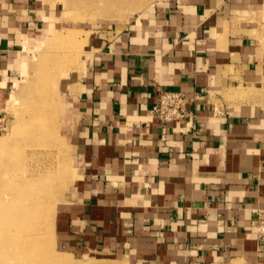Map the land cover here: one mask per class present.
<instances>
[{
	"label": "crops",
	"instance_id": "1",
	"mask_svg": "<svg viewBox=\"0 0 264 264\" xmlns=\"http://www.w3.org/2000/svg\"><path fill=\"white\" fill-rule=\"evenodd\" d=\"M125 1L84 29L57 251L74 264H264V0ZM64 6L0 0V120L25 37ZM162 91L187 94L190 115L161 122Z\"/></svg>",
	"mask_w": 264,
	"mask_h": 264
},
{
	"label": "rangeland",
	"instance_id": "2",
	"mask_svg": "<svg viewBox=\"0 0 264 264\" xmlns=\"http://www.w3.org/2000/svg\"><path fill=\"white\" fill-rule=\"evenodd\" d=\"M127 5L129 2L125 0H65L66 20H50L43 29L25 37L27 44L25 50L21 51V62L24 63H21L22 68L17 76L14 75L13 82L16 80V85H8L10 100L2 105L0 197L2 194L5 201L13 202L17 196L16 189L22 187L21 181L36 170H41L40 174H48L46 180L50 177L51 180L49 188H44L46 196L36 189L38 193L34 198L43 199V205L46 206L41 217L37 205L33 217H28L33 228L8 232L1 229L0 225V258L3 255L13 257L21 254L24 251L21 239L27 236L40 237L31 243L33 250L27 253L33 264H41L39 253L43 254L44 264H51L47 259L58 258L60 253L56 249L54 237L56 206L69 193L76 180L75 169L71 165L74 162L69 154L75 125L74 96L71 91L74 90L72 87H77L74 73L80 64L82 66L83 49L90 34L84 29L95 14L103 16L112 9L111 6L115 12L127 11ZM1 202L0 206L3 207L5 203ZM49 205L53 215L47 218L45 214ZM3 215L2 212L1 221ZM9 215L15 220V213ZM5 220L0 221V224ZM38 221L39 226L35 228ZM5 243L17 247L16 250L3 251ZM24 259L11 264H24Z\"/></svg>",
	"mask_w": 264,
	"mask_h": 264
},
{
	"label": "bare ground",
	"instance_id": "3",
	"mask_svg": "<svg viewBox=\"0 0 264 264\" xmlns=\"http://www.w3.org/2000/svg\"><path fill=\"white\" fill-rule=\"evenodd\" d=\"M24 63V61L22 62V64ZM16 100V98H15ZM36 170V169H34ZM41 170H36L33 173H29L27 175V177H24L23 182L21 181V185L22 187H18L16 190V194H14L16 196V199L13 198V202L9 203L8 201H5L6 198L1 194V201L4 202L2 204L3 207L0 206L1 211H0V215H2V212L4 213L3 215V220L4 223L0 224L1 225V229H6V231L8 232H12V231H16L19 232L21 229L24 231H28L30 228H33V224H29V218L28 217H33L34 215V211H35V206L37 205V211L39 212V217L42 216L43 213V209L45 208V206L43 205L44 200L43 199H35L34 196L36 193H40L42 196H46V191L44 190V188H49L50 186V180H46L48 174H43L40 172ZM72 176V174L70 175V177ZM23 179V178H22ZM7 181V180H5ZM3 181V183L5 182ZM19 182V181H18ZM8 183V182H7ZM20 184V183H18ZM20 186V185H19ZM36 189H38V192L36 191ZM5 195V194H4ZM2 196L5 198L4 201L2 199ZM12 199V198H11ZM8 202V203H7ZM51 210V206L49 205L46 211V216L47 218H50L51 215H53V211ZM41 212V213H40ZM14 214L15 213V220H13V216L9 215V214ZM51 213V214H50ZM10 216V217H9ZM13 219H12V218ZM12 220H10V219ZM9 219V220H8ZM3 220L1 222H3ZM8 220V221H7ZM0 222V223H1ZM40 221L36 222L35 224V228H38ZM32 233H27L26 235H31ZM40 237H36L33 236L32 238L30 236H27L25 238L21 239V244L24 245V251L21 254H17L13 257H11L10 255H3L2 258H0V264H11L14 262H21L24 258L25 263L24 264H33V262L31 261V257L28 256V251H32L33 250V246H32V242L36 239H38ZM17 247H13V246H9V244H4L3 246V251L8 250V251H15ZM43 251V249H42ZM58 258L53 257L52 259H47V261H49L51 264H74L73 261H71L70 257L67 255H61L58 254ZM39 256L42 257V262L41 264L45 263L44 257L42 253H39Z\"/></svg>",
	"mask_w": 264,
	"mask_h": 264
},
{
	"label": "built area",
	"instance_id": "4",
	"mask_svg": "<svg viewBox=\"0 0 264 264\" xmlns=\"http://www.w3.org/2000/svg\"><path fill=\"white\" fill-rule=\"evenodd\" d=\"M191 98L183 92L162 91L153 106L154 115L161 122L184 120L190 115ZM257 239L264 250V208L257 211Z\"/></svg>",
	"mask_w": 264,
	"mask_h": 264
}]
</instances>
